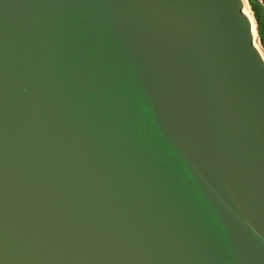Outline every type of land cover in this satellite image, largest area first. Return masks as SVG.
<instances>
[{
    "label": "water",
    "instance_id": "water-1",
    "mask_svg": "<svg viewBox=\"0 0 264 264\" xmlns=\"http://www.w3.org/2000/svg\"><path fill=\"white\" fill-rule=\"evenodd\" d=\"M245 4L0 0V264H264Z\"/></svg>",
    "mask_w": 264,
    "mask_h": 264
},
{
    "label": "trees",
    "instance_id": "trees-1",
    "mask_svg": "<svg viewBox=\"0 0 264 264\" xmlns=\"http://www.w3.org/2000/svg\"><path fill=\"white\" fill-rule=\"evenodd\" d=\"M254 21L256 39L264 53V3L261 0H245Z\"/></svg>",
    "mask_w": 264,
    "mask_h": 264
},
{
    "label": "rangeland",
    "instance_id": "rangeland-1",
    "mask_svg": "<svg viewBox=\"0 0 264 264\" xmlns=\"http://www.w3.org/2000/svg\"><path fill=\"white\" fill-rule=\"evenodd\" d=\"M261 1L264 3V0H261ZM245 8H246V11H247V13H248L249 18L251 19L252 25L254 26V21H253V19H252V16H251V14H250L249 9H248L247 3L245 4ZM254 41H255V44L257 45L258 49L261 51V53H262V55H263V57H264V53H263L261 47L259 46V44H258V42H257L256 34H255V39H254Z\"/></svg>",
    "mask_w": 264,
    "mask_h": 264
},
{
    "label": "bare ground",
    "instance_id": "bare-ground-1",
    "mask_svg": "<svg viewBox=\"0 0 264 264\" xmlns=\"http://www.w3.org/2000/svg\"><path fill=\"white\" fill-rule=\"evenodd\" d=\"M242 12L248 15L245 7L242 9Z\"/></svg>",
    "mask_w": 264,
    "mask_h": 264
}]
</instances>
